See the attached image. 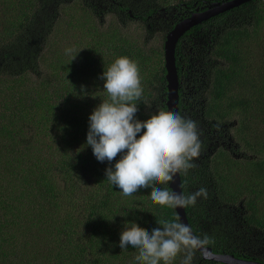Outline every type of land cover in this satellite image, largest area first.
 I'll use <instances>...</instances> for the list:
<instances>
[{
	"label": "trees",
	"instance_id": "obj_1",
	"mask_svg": "<svg viewBox=\"0 0 264 264\" xmlns=\"http://www.w3.org/2000/svg\"><path fill=\"white\" fill-rule=\"evenodd\" d=\"M214 1L228 0H86L78 11L82 18L73 16L69 26L72 34L86 36L84 25L91 27V19L105 12L127 17L126 10L131 8L137 23L148 31L152 14L161 7L182 3L184 18ZM61 4L62 0H0V74L15 82L28 72L34 74L47 22ZM166 21L170 20L162 23ZM162 25L164 30L171 28ZM163 29L158 31L162 34L159 48L149 53L135 49V39L125 40L115 31L111 35L95 32V44L74 50L73 56L66 57L60 45L59 51L51 53L55 60L50 64L51 75L4 99L0 171L4 169L11 178L5 180L0 174V264H137L138 250L119 247L125 224L135 222L151 231L159 220L177 219L174 208L153 203L150 188L124 196L106 179V169L114 167L115 160L99 162L86 145L89 116L108 99L100 76L127 53L138 63L143 88L136 101V118L144 121L165 111L160 101L166 91ZM182 38L175 51L177 75L183 78L178 113L197 122L202 142L194 161L197 166L187 175L180 174L182 193L187 196L201 187L208 190L207 199L199 198L195 206L184 210L194 235L214 241L208 245L213 252L240 257L245 252L238 256L237 244L246 246L260 234L264 239V0H250L204 20ZM121 46L125 47L122 52ZM100 49L106 57L105 69L99 74L92 71L94 78L80 83L82 66L97 62ZM42 60L47 65L44 56ZM74 64L75 71L70 68ZM57 68L62 73L54 78ZM59 91L66 96L58 95ZM222 144L228 146L222 148ZM235 145L242 151L238 158L229 155L235 153ZM238 165L241 168L236 170ZM221 166L247 178L223 177ZM229 183L231 192L226 190ZM153 186L170 190L169 184L153 181ZM231 207L235 212H229ZM237 221L242 228L234 225ZM182 259L183 255L177 256L174 264ZM192 264L222 263L205 260L197 251Z\"/></svg>",
	"mask_w": 264,
	"mask_h": 264
},
{
	"label": "clouds",
	"instance_id": "obj_2",
	"mask_svg": "<svg viewBox=\"0 0 264 264\" xmlns=\"http://www.w3.org/2000/svg\"><path fill=\"white\" fill-rule=\"evenodd\" d=\"M73 51L66 49V54ZM100 79L108 99L89 116L86 145L91 146L99 162L111 164L115 160L114 167L105 172L109 183L124 196L150 188L153 203L169 208L195 206L199 198L207 199L204 187L185 196L167 187L153 186V181L167 185L177 174L187 175L197 166L194 161L202 151L197 122L163 110L147 120L137 119L136 101L142 97L143 88L138 63L128 57L117 58ZM129 223L121 232L119 247L125 250L130 245L138 250L137 264H174L179 255H183L181 264H192L197 251L203 254L214 243L207 235H194L178 217L157 221L158 226L151 231Z\"/></svg>",
	"mask_w": 264,
	"mask_h": 264
},
{
	"label": "rangeland",
	"instance_id": "obj_3",
	"mask_svg": "<svg viewBox=\"0 0 264 264\" xmlns=\"http://www.w3.org/2000/svg\"><path fill=\"white\" fill-rule=\"evenodd\" d=\"M62 1H63V4H61V6L57 8L58 15L56 14L54 18L49 19V21L47 22L48 24V31L46 32L47 37L45 41L43 38L41 39V42L39 45L40 46L39 49L41 51L40 63H39L40 65L37 68V70L34 71V74L33 72H28V75L26 77L19 78L18 82H15L13 80L14 78L9 77L8 75L0 74V113H2L1 105L3 104L4 99L8 100L9 98L13 96V93H16L17 91L22 90L24 86L30 84L32 81L33 83L35 82L39 84L40 80L43 77L51 75L52 68L50 64H53L55 61L53 59L54 56L51 53L52 52L56 53L57 51H59L58 49H60L59 48L60 45H61L60 47H63L60 49L61 51H63V53L66 51V49H69V48L74 49L77 52H79L85 45L86 46L84 47V49H86V47L90 45L91 43L95 44L93 41L95 32L99 31V32L111 35L110 32L115 31L117 32L116 34L119 37L125 40L128 39V40L133 41L135 39L136 40V41L134 40L136 44V46L134 45L135 49L140 48L141 50H145L147 53H149V51L155 52L156 48H159L160 46V36L162 34L158 32V30L155 27L150 26V30H148L149 31L148 32L141 23L139 22L137 23V20L139 19L138 17L136 18L130 17V16L119 17L117 14L110 13V12H105L102 16H99V17L96 16L95 19L93 18L94 20L91 19V23L93 24L91 27L84 25L85 30H86V36H84V33H79V32H77L78 35H74L72 34L73 33L72 27L69 26V22L71 21L73 16L74 17L76 16L77 18L79 17L82 18V16L79 15L78 11L83 10V4L86 0L85 1L84 0H80V1L79 0H62ZM73 13H75V15H73ZM96 20L99 23V25L95 27ZM109 29H112V30H109ZM120 49L122 52L125 49V47L121 46ZM99 52L100 53L95 55V57L97 58V62L93 61L92 63L89 64V67L82 66L83 68H81V70H83L82 72L83 76L80 75L79 77L80 83H82L85 79L90 80L94 78L92 71H95L97 74H99L101 73L100 71L102 70V68L105 69L106 57L104 56V54H101L102 49H100ZM132 53H135V51H133ZM68 55L73 56V52L71 54H66V57H68ZM92 55L89 57L91 58ZM42 56L46 58L47 65L45 64V62H43ZM98 57H101V58H98ZM127 57H130L129 53H127ZM70 68L71 70H74V71L78 69V67H76L75 64L70 65ZM61 73L62 72L60 71L59 68L55 69L54 78H56V75L61 76ZM71 76L75 77L74 74H72ZM74 81L75 79L73 80V83ZM63 86H64V83L63 85H59V88H62ZM58 95L66 96V93H64V91H59ZM234 127L235 126L231 127L230 132L233 133V131H235ZM225 132L227 134L228 133L230 134L229 129H228V132L227 131ZM226 138L227 136L224 135L225 144H226ZM234 143L237 144L236 141H234ZM225 144L222 145V148H226L228 146V145L225 146ZM227 149L229 150V148ZM233 153L234 152H230L229 155ZM238 153H240V151ZM238 153H235L236 157L234 156V158H238V156L236 155ZM239 168H241L240 165L236 167V170H238ZM218 169H219L220 175H222L223 177L234 176L236 180H239V181L245 180L247 178L245 177L243 173L239 171L228 170L224 166L223 167L221 166ZM3 171L4 169L0 171V174H3L2 177L5 180H10L11 176L8 173H3ZM219 183H220V180H219ZM230 186H231V183H229V185L226 187V190L228 192H231L228 190ZM242 200H243V197H240L238 199L236 206H238L240 204V201ZM263 242H264V239L261 240L258 236H254L253 240H251L246 246V249L254 250L255 252H258V253L264 252V248H261L262 247L261 244Z\"/></svg>",
	"mask_w": 264,
	"mask_h": 264
},
{
	"label": "water",
	"instance_id": "obj_4",
	"mask_svg": "<svg viewBox=\"0 0 264 264\" xmlns=\"http://www.w3.org/2000/svg\"><path fill=\"white\" fill-rule=\"evenodd\" d=\"M250 0H228V1H214L207 8L201 11H195L181 23L176 24L166 35V39L163 43V54H164V68L166 73L164 75L166 83V111L178 113V75L175 64V48L178 39L191 27L207 20L215 15L228 11L234 7H237ZM170 190L182 193V185L180 174L174 177L173 182H169ZM177 216L181 222L189 225L184 207L174 208ZM201 254V252H200ZM205 260L215 261L222 264H264L262 262L247 260L235 257L234 255L227 253H216L213 252L210 247L207 246V251L201 254Z\"/></svg>",
	"mask_w": 264,
	"mask_h": 264
},
{
	"label": "flooded vegetation",
	"instance_id": "obj_5",
	"mask_svg": "<svg viewBox=\"0 0 264 264\" xmlns=\"http://www.w3.org/2000/svg\"><path fill=\"white\" fill-rule=\"evenodd\" d=\"M178 6V9H177V6H169L167 7L168 9L164 8V7H161L157 10L156 13H154V15L152 14L151 16V23L152 25L159 31V29H163L162 27H165L164 25L162 24H165L167 23L168 25L171 26V28L169 30H164V35H165V39H166V35L168 34V32L173 28L174 25L176 24H179L181 23L184 19H186L187 17H184L183 18V15L186 14L185 12L183 13V4H176ZM207 6L206 4L201 6L200 9H205ZM139 7V9L143 10V6H137V8ZM198 10V9H197ZM132 10L131 8H128L126 10V14L130 17H135L132 13ZM136 18V17H135ZM170 20V21H166L165 23H162L163 21L165 20ZM147 28L150 29V25H147ZM166 28V27H165ZM190 30V29H189ZM187 30V31H189ZM183 36V35H182ZM181 36V37H182ZM181 37L178 39V43H180V41H183V38L181 39ZM180 40V41H179ZM165 41V40H164ZM164 43V42H163ZM176 44V46H177ZM175 51H176V48H175ZM183 68V66H182ZM180 80V81H179ZM180 84H183V78L180 76H178V103L180 102V99L183 100V87H180ZM165 87H166V83H165ZM166 94H167V90L165 92H163L162 96L160 97V101L161 103H163L164 107H165V102H166ZM178 109H179V106H178ZM165 111H166V107H165ZM223 145V144H222ZM233 150H235V153H238L240 151V153L236 154L238 157L239 155L241 156L242 154V151L241 150H237L236 149V145L234 146ZM235 153H233V156H235ZM236 157V156H235ZM242 201H240L241 203ZM241 207V205H239V208ZM235 208H230L229 209V212L232 211V212H235ZM242 214V212L240 213ZM234 219H236L237 217H233ZM234 225H237L239 226L240 228L242 227V225L239 223V221L237 222H233ZM233 225V226H234ZM236 227V226H235ZM234 227V228H235ZM261 235V240L263 239L262 237V234ZM247 246V245H246ZM246 246H243V247H239V245L237 244L236 247H235V250L238 252L237 255L240 256L241 253L245 252V254L241 255L240 257L238 258H242V259H247V260H254V261H258V262H262L264 263V252H255L254 250H247L246 249ZM227 254H231V255H234L233 253H229L227 252ZM235 256V255H234ZM247 256H249V259L247 258ZM237 257V256H235Z\"/></svg>",
	"mask_w": 264,
	"mask_h": 264
}]
</instances>
